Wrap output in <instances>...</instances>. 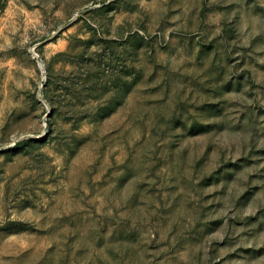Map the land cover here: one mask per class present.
<instances>
[{"label": "rangeland", "instance_id": "obj_1", "mask_svg": "<svg viewBox=\"0 0 264 264\" xmlns=\"http://www.w3.org/2000/svg\"><path fill=\"white\" fill-rule=\"evenodd\" d=\"M0 264H264V0H0Z\"/></svg>", "mask_w": 264, "mask_h": 264}]
</instances>
